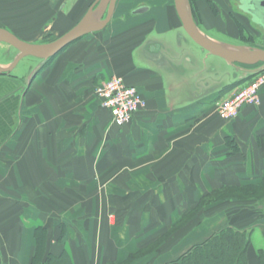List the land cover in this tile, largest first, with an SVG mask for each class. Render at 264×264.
Segmentation results:
<instances>
[{
    "label": "crops",
    "instance_id": "0c3cea01",
    "mask_svg": "<svg viewBox=\"0 0 264 264\" xmlns=\"http://www.w3.org/2000/svg\"><path fill=\"white\" fill-rule=\"evenodd\" d=\"M94 1L0 0V27L39 43L72 29ZM132 1L113 27L0 73V264H32L39 228L46 253L69 264H169L217 228L247 227L255 204L264 208L240 193L206 198L264 182V86L259 106L223 118L217 105L245 69L195 43L174 0ZM213 1L197 0L193 16L226 43L234 17L224 21ZM140 6L149 9L134 14ZM10 46L0 42L2 68L18 55ZM113 76L147 102L122 127L95 97ZM259 249L252 241L250 264H260Z\"/></svg>",
    "mask_w": 264,
    "mask_h": 264
},
{
    "label": "water",
    "instance_id": "95a60500",
    "mask_svg": "<svg viewBox=\"0 0 264 264\" xmlns=\"http://www.w3.org/2000/svg\"><path fill=\"white\" fill-rule=\"evenodd\" d=\"M240 8L251 14L255 23L264 28V0H239ZM118 0H95L89 7L82 19L68 32L59 38L45 43L28 42L7 28L0 27V42H5L13 46L18 55L8 68L0 67V73H7L12 70L21 59L27 56L35 57L44 61L59 54L71 43L84 36L102 31L111 22ZM106 4L107 15L99 20V9ZM175 8L186 33L204 50L212 55L219 56L234 65L264 64V48L246 49L241 46L223 43L214 40L203 33L198 27L193 16L189 0H174ZM148 6H140L133 13L141 14L148 11ZM99 10V11H98ZM98 11V12H97Z\"/></svg>",
    "mask_w": 264,
    "mask_h": 264
},
{
    "label": "trees",
    "instance_id": "16d2710c",
    "mask_svg": "<svg viewBox=\"0 0 264 264\" xmlns=\"http://www.w3.org/2000/svg\"><path fill=\"white\" fill-rule=\"evenodd\" d=\"M196 1L197 0H190L194 16H196ZM245 80L246 79L243 81ZM243 81H238V86H241ZM238 193H240L242 197L250 200L260 199L263 201L261 203L264 205V182L258 186H246L240 188L224 186L214 193L206 195V198ZM209 200L210 199H208V201ZM206 202L207 201L204 199V201L200 202V205H203ZM259 206L260 203L253 206V211L250 213L253 217L249 219L247 227L237 228L232 225H225L217 228L206 241L192 247L181 257L169 264H250L249 249L252 245V233L255 224L264 221V208L261 209ZM36 236L38 237V246L32 264H69L67 258L64 256L56 257L51 253H46V232L44 228H39ZM257 256L259 263L264 264L263 248L257 250Z\"/></svg>",
    "mask_w": 264,
    "mask_h": 264
},
{
    "label": "built area",
    "instance_id": "2783aa9c",
    "mask_svg": "<svg viewBox=\"0 0 264 264\" xmlns=\"http://www.w3.org/2000/svg\"><path fill=\"white\" fill-rule=\"evenodd\" d=\"M263 86L264 72L247 85L237 87L229 97L222 99L217 105L220 115L225 119H234L242 108L259 106L260 90ZM95 97L100 107L110 113L113 123L118 127L128 124L133 116L147 105L138 88L128 85L119 76H113L99 84L95 89Z\"/></svg>",
    "mask_w": 264,
    "mask_h": 264
},
{
    "label": "rangeland",
    "instance_id": "374dc122",
    "mask_svg": "<svg viewBox=\"0 0 264 264\" xmlns=\"http://www.w3.org/2000/svg\"><path fill=\"white\" fill-rule=\"evenodd\" d=\"M119 1H120V2H118L119 3V10L116 12V14L113 16V18L110 22L111 27H113L118 22L120 10L125 8L127 5L129 6V4H125L126 0H119ZM144 1H150V0H133L131 5H132V7H134V6L140 4L141 2H144ZM169 1H173V0H169ZM214 1L212 2L214 7L215 8L216 7L221 8L220 10H216L215 12L216 13L221 12L222 15H224V17H223L224 21H227V19H228L227 17H229V16L234 17L233 22L231 21V24L229 26L226 25V29H225L226 34L221 35V37L225 39L227 44L241 46V47L246 48L248 50L254 49V48H264V31H263V29H261L260 27L253 24L250 21H248V22L246 21L247 22L246 23V22H244V20L241 19L243 17V13L241 12V10L238 7L239 6V0H214ZM218 2H220V3H218ZM105 5L106 4H103L101 6V8L99 9L100 11L98 10L99 14L97 16H98L99 20L104 19L107 15V8ZM126 11L128 12V16H130L131 15L130 14L131 9H126ZM98 33H100V31L94 32V34H98ZM62 34H63V32H59L58 34L54 33L53 35L44 36L39 41V43H45V42L53 41L57 37L62 36ZM91 34H93V33H91ZM91 34H89V35H91ZM46 63L44 64V66L46 65ZM241 66L243 67V69H245V72L247 74V77L244 78L246 80L244 81V83H241L242 84L241 86L247 85L257 75L264 72V64H256L253 66H248V65H241ZM230 71L231 72L233 71L231 66H230ZM231 74L234 76L233 72ZM244 79H241L240 81H242ZM261 223H262V225H264V221H261ZM252 241L257 248H264V229L263 228L257 227L253 231Z\"/></svg>",
    "mask_w": 264,
    "mask_h": 264
},
{
    "label": "flooded vegetation",
    "instance_id": "af4514ba",
    "mask_svg": "<svg viewBox=\"0 0 264 264\" xmlns=\"http://www.w3.org/2000/svg\"><path fill=\"white\" fill-rule=\"evenodd\" d=\"M239 4H240V1H239Z\"/></svg>",
    "mask_w": 264,
    "mask_h": 264
}]
</instances>
